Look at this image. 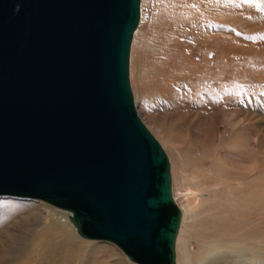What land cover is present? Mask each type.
<instances>
[{"label":"water","instance_id":"obj_1","mask_svg":"<svg viewBox=\"0 0 264 264\" xmlns=\"http://www.w3.org/2000/svg\"><path fill=\"white\" fill-rule=\"evenodd\" d=\"M140 0H0V195L64 208L137 264H176L168 156L128 79Z\"/></svg>","mask_w":264,"mask_h":264},{"label":"rangeland","instance_id":"obj_2","mask_svg":"<svg viewBox=\"0 0 264 264\" xmlns=\"http://www.w3.org/2000/svg\"><path fill=\"white\" fill-rule=\"evenodd\" d=\"M130 81L139 116L171 158L182 209L197 196L205 203L196 212L207 220L219 207L206 199L222 191L227 214L217 219L232 227L220 233L210 226L201 238L190 231L194 262L200 264L206 250L201 264H261L264 254L246 259L231 247L247 245L245 237L264 248V0H142ZM234 187L258 192L254 211H237L227 196ZM188 216L181 232L194 221ZM58 219L72 227L66 212L39 199L0 195V264H123L126 256L113 242L83 239L73 227L88 247L66 250Z\"/></svg>","mask_w":264,"mask_h":264},{"label":"bare ground","instance_id":"obj_3","mask_svg":"<svg viewBox=\"0 0 264 264\" xmlns=\"http://www.w3.org/2000/svg\"><path fill=\"white\" fill-rule=\"evenodd\" d=\"M141 1L142 0H140V4H139V6H140V15H139V21H138V25H137V27H136V29L134 30V32H133V36H132V40H131V45H130V51H129V60H128V79H129V85H130V88H131V93H132V97H133V103H134V106H135V109H136V104H135V99H134V94H133V90H132V85H131V81H130V59H131V50H132V43H133V39H134V35H135V33H136V31H137V29L139 28V26H140V22H141ZM196 69V68H195ZM200 72V71H199ZM198 76V75H197ZM149 89V88H148ZM144 89H142V91H143ZM144 92H146V91H144ZM149 96H151V95H149ZM197 96V95H196ZM137 111V110H136ZM137 113H138V111H137ZM139 115V114H138ZM140 117V116H139ZM141 118V117H140ZM142 120V119H141ZM143 121V120H142ZM144 123V122H143ZM145 124V123H144ZM146 125V124H145ZM147 127V126H146ZM148 128V127H147ZM151 132V131H150ZM152 133V132H151ZM153 134V133H152ZM157 139V138H156ZM204 139V138H203ZM158 140V139H157ZM159 141V140H158ZM160 143V142H159ZM161 144V143H160ZM238 144V143H237ZM162 145V144H161ZM163 147V146H162ZM164 148V147H163ZM170 149V148H169ZM165 150V149H164ZM165 152H166V150H165ZM166 154H167V152H166ZM167 156H168V154H167ZM168 159H169V163H170V173H171V180H172V192H173V198H174V200H175V202L177 203V205L180 207V209H181V218H180V223H179V228H178V232H177V235H176V239H175V261H176V264H197L196 262H194V258L191 256V254H190V251H189V244H190V241H191V238H190V240H188L189 238H188V235L191 233V232H193V233H191V234H194V238L195 237H198V238H201V236H204V233H203V231H202V229L205 231V230H210L211 229V227H213L214 228V230L216 231V232H225L224 230H226L227 228H231L232 227V223L230 224V223H225L224 225H222V224H220L221 223V221L220 220H218L219 218V215H223V212H224V215H226L227 213H225L226 211L224 210V207H226V204H224V203H222L219 199H220V197H221V195H223L222 194V191L221 192H219V191H217V192H219V193H217V194H215L214 192H210V198L209 199H206V204H208V205H212V204H215V203H218V209H216L215 211L213 210V212H211L210 213V215H209V217H208V219L207 220H202V218H201V213L202 212H196L197 211V209L202 205V203H205V200H201V199H198L197 200V196L196 197H194V198H192L191 197V199L187 202V204H186V206L184 207V209H182V207L179 205V203H178V201L176 200V198H175V196H174V188H173V176H172V169H171V162H170V159L171 158H169V156H168ZM216 167V166H215ZM215 171V170H214ZM209 176V175H208ZM205 178V177H204ZM211 183V182H210ZM253 183V182H252ZM187 184V183H186ZM236 184V183H235ZM230 185V184H229ZM246 185V184H245ZM248 186V185H247ZM263 186V185H262ZM203 187V186H202ZM205 188V187H204ZM217 188V187H216ZM255 190H256V187H255ZM257 190H258V188H257ZM260 192V191H259ZM193 193V192H192ZM200 193V192H199ZM203 193H205V192H203ZM229 194H227V196L231 199V197H232V199L233 200H235V202H236V209H237V211H240V209L241 208H239L238 206H240V207H242V210H241V212H240V214L241 213H248V210H249V208H253L254 209V207L258 204V198H257V193H255L253 190H249V189H244V188H239V187H234V188H232L231 190H229V192H228ZM195 194V193H194ZM205 195V194H204ZM207 195V194H206ZM2 196H8V195H2ZM10 196V195H9ZM259 196V195H258ZM260 196H261V194H260ZM263 196V195H262ZM14 197H20V196H14ZM23 198V197H22ZM24 198H31V197H24ZM226 198V197H225ZM31 199H35V198H31ZM229 199V200H230ZM260 199V198H259ZM40 201H43V202H45L46 204H48V205H50V206H53V207H55V208H57V209H59V210H62V211H64V212H66L67 214L68 213H70V211H68V210H66V209H64V208H61V207H58V206H55V205H53V204H50V203H48V202H46V201H44V200H42V199H39ZM260 200H262V199H260ZM264 200V199H263ZM228 202H230V201H228ZM231 203V202H230ZM259 205V204H258ZM184 206V205H183ZM211 207V206H210ZM209 207V208H210ZM231 207H233L232 205H231ZM235 207H234V211H235ZM206 208H207V206H206ZM227 208V207H226ZM251 210V211H254V210ZM57 213V212H56ZM186 214V215H185ZM187 214L194 220L193 222H186V226H185V228H187V229H189V231H183V232H181V229L183 228L182 227V224L184 223V217H186L187 216ZM231 214V213H230ZM253 214V213H252ZM255 215V214H254ZM188 216V217H189ZM243 216V215H242ZM256 216V215H255ZM66 217H67V215H66ZM187 217V218H188ZM226 217V216H225ZM191 218H189V219H191ZM218 218V219H217ZM221 218V217H220ZM232 218H233V216H232ZM234 218H236V217H234ZM238 218V217H237ZM230 219V218H229ZM228 219V220H229ZM248 219V218H247ZM69 220V219H68ZM246 220V219H245ZM57 221H59V223H57V224H63V225H60V228L62 229V236H60V240H62V242L64 243V245H63V247L66 249V250H68V251H72V249L74 248V253L73 254H76V253H78V252H82L83 251V248L84 249H86L87 247H86V245H85V242H83L81 239H79L80 237L81 238H83V239H86V240H97V241H99V240H102V239H97V238H89V237H84V236H82V235H80V234H78L80 237L79 238H76V237H74L73 236V234H72V232H71V230H70V227L69 226H66V224H64V222H62L61 220H57ZM56 221V222H57ZM234 221V220H233ZM236 221V220H235ZM231 222V221H230ZM237 223H238V221H236ZM69 223H71V225H72V227L74 228V230L77 232V230H76V228H75V226L72 224V222L69 220ZM236 223V224H237ZM241 222H239V224H240ZM234 224H235V222H234ZM235 224V225H236ZM234 225V226H235ZM211 226V227H210ZM51 227V229L52 228H54V226L52 225V226H50ZM72 227H71V229H72ZM234 228V227H233ZM184 229V228H183ZM182 229V230H183ZM213 230V231H214ZM191 231V232H190ZM227 231V230H226ZM259 231H260V229L259 228H257V231H255V233H253L254 235H256V236H258L259 235ZM180 232L182 233L181 234V236H180V238H179V235H180ZM230 232V231H229ZM218 234V233H217ZM236 234V233H235ZM225 235V234H224ZM216 236H219V235H216ZM236 236V235H235ZM238 236V235H237ZM222 237V236H221ZM226 238V237H225ZM230 238V237H229ZM248 238V237H247ZM260 238H262L261 240H260V242L259 243H264L263 241H264V237H260ZM215 239V238H214ZM254 240H256L257 238H253ZM178 240H179V242H178ZM194 241H195V239H193ZM227 240V239H226ZM225 240V241H226ZM202 241V240H201ZM228 241V240H227ZM235 241V240H234ZM69 243L70 244H72V246H69ZM193 243V242H192ZM199 242H197V244H198ZM202 243H204L205 244V242H202ZM231 243H234V242H231ZM241 243L242 244H247V245H241V244H239V243H237L238 245H236V247H231V249H232V252H235V253H237V254H239L240 256H242V257H249V255L250 254H253L254 252H255V254H256V256L258 255L261 259H262V256H263V254H264V248H259V247H257L256 249H255V243L251 240V238L249 239V240H245V237H243V241H241ZM115 244V243H114ZM116 245V244H115ZM177 245H178V247H180L179 249L180 250H182V255H183V257H181L180 258V260H179V262H178V254H177ZM190 245H192V244H190ZM200 245V244H199ZM209 245V244H208ZM224 245V244H223ZM235 245V244H234ZM50 247H51V245H49ZM194 246V245H193ZM232 246V245H231ZM230 247V246H229ZM190 248H192V247H190ZM211 248V247H210ZM198 249V248H197ZM195 250V249H194ZM214 250V249H213ZM255 250V251H254ZM122 251V250H121ZM179 251V250H178ZM202 251H203V249H202ZM216 251V250H215ZM84 252V251H83ZM180 252V251H179ZM192 252V251H191ZM122 253L126 256V257H124V256H122V259H120V260H122V262H123V264H131V262L132 263H134V264H137V263H135L134 261H132V260H130L129 258H128V256H127V254L125 253V252H123L122 251ZM197 253V252H196ZM199 253V252H198ZM215 253V252H214ZM221 253H222V251H221ZM181 254V253H180ZM203 254H204V256H202V261L203 260H205V259H207L208 258V256H209V253L205 250L204 252H203ZM218 254V253H217ZM214 255V254H213ZM198 256V255H197ZM211 256V255H210ZM224 256V255H223ZM214 257V256H213ZM239 257V256H238ZM128 258V259H127ZM197 258H200V257H197ZM196 258V259H197ZM255 258H258V257H255ZM210 259V258H209ZM246 259H248V258H246ZM251 259H253V258H251ZM202 261L200 262V264L202 263ZM206 261V260H205ZM204 261V262H205ZM249 261H250V259H249ZM254 261H256V260H254ZM198 262V261H197ZM207 262V261H206ZM252 262V261H251ZM248 263V262H247ZM258 263V262H257ZM261 264H263L264 263V260L262 259V261L260 262ZM52 264H66L65 262H58V263H52Z\"/></svg>","mask_w":264,"mask_h":264}]
</instances>
